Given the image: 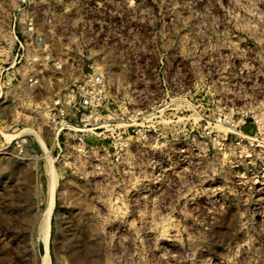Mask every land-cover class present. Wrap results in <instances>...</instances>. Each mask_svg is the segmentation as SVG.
Instances as JSON below:
<instances>
[{
	"label": "rangeland",
	"instance_id": "obj_1",
	"mask_svg": "<svg viewBox=\"0 0 264 264\" xmlns=\"http://www.w3.org/2000/svg\"><path fill=\"white\" fill-rule=\"evenodd\" d=\"M95 74L123 146L49 126ZM48 207L52 264H264V0H0V264Z\"/></svg>",
	"mask_w": 264,
	"mask_h": 264
},
{
	"label": "built area",
	"instance_id": "obj_2",
	"mask_svg": "<svg viewBox=\"0 0 264 264\" xmlns=\"http://www.w3.org/2000/svg\"><path fill=\"white\" fill-rule=\"evenodd\" d=\"M32 26L30 22V33L33 30ZM19 45L22 48L20 42ZM29 82L35 85L38 83L32 79ZM104 89V78L100 74L85 76L81 82L74 84L72 88L64 92V94H60L53 101L48 114V123L51 130L57 134V139L69 131L80 135V140L82 141L89 134H95L103 130L102 134L108 132L110 134L116 133V147L117 145L123 146L125 141L124 133L121 132L123 128L114 129L110 125H102L104 112L108 111L107 108L110 102ZM124 126L126 129H131L133 133L135 132L136 128L134 125L124 124ZM17 147L22 152V146L17 144Z\"/></svg>",
	"mask_w": 264,
	"mask_h": 264
},
{
	"label": "bare ground",
	"instance_id": "obj_3",
	"mask_svg": "<svg viewBox=\"0 0 264 264\" xmlns=\"http://www.w3.org/2000/svg\"><path fill=\"white\" fill-rule=\"evenodd\" d=\"M34 134V136L36 135L35 133H33ZM36 137V136H35ZM53 140H54V138H53ZM49 164V163H48ZM49 166H51V165H49ZM48 173H49V175H52L53 176V174H54V172L51 170V167L50 168H48ZM51 177V176H50ZM51 178H53V177H51ZM53 180V179H52ZM50 204V203H49ZM49 206V205H48ZM50 206H51V204H50ZM49 206V207H50ZM48 207V208H49ZM47 208V209H48ZM41 213V212H40ZM38 217V216H37ZM50 217H51V209L49 208V210L47 211L46 210V212H44V213H42L41 215H40V217L39 218H37L34 222L33 221H31V223L33 222V225H34V227L32 228V232H33V235L35 236V235H37V236H39L38 237V239L40 240L41 239V242H42V240L44 241L43 243H45V245H46V254L45 255H40V256H38V259H37V262H36V264H52V262H51V257H50V254H49V252H48V239H49V232H50ZM26 219V218H25ZM29 219V218H28ZM26 220L27 221V223L29 224L30 223V221L29 220ZM23 221H25V220H23ZM23 221H21V222H23ZM20 222V223H21ZM26 223V224H27ZM27 224V225H28ZM24 225V224H23ZM27 225H25V226H27ZM31 226V225H30ZM25 229H26V227H24ZM29 228V227H28ZM22 229V228H21ZM37 239V240H38Z\"/></svg>",
	"mask_w": 264,
	"mask_h": 264
}]
</instances>
